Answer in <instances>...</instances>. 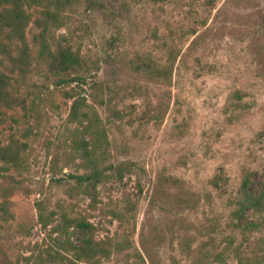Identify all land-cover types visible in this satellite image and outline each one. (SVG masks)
<instances>
[{
	"label": "rangeland",
	"instance_id": "obj_1",
	"mask_svg": "<svg viewBox=\"0 0 264 264\" xmlns=\"http://www.w3.org/2000/svg\"><path fill=\"white\" fill-rule=\"evenodd\" d=\"M97 1L52 30L86 62L85 83L58 85L34 62L18 93L30 109L0 123L5 144L25 145V169L0 174L19 185L0 220V264L55 252L73 264H264V212L238 205L245 174L253 193L264 183V0ZM36 32L29 25L27 39ZM138 58L170 60L169 82L133 72ZM71 93L99 115L108 162L125 168L97 185L93 205L68 178L83 173L70 147L80 128L68 120ZM37 202L53 212L47 227ZM62 214L90 223L109 255L87 263L59 251L83 237Z\"/></svg>",
	"mask_w": 264,
	"mask_h": 264
},
{
	"label": "trees",
	"instance_id": "obj_2",
	"mask_svg": "<svg viewBox=\"0 0 264 264\" xmlns=\"http://www.w3.org/2000/svg\"><path fill=\"white\" fill-rule=\"evenodd\" d=\"M86 5V10H97L101 6L97 0H0V123L4 122L6 111L20 108L27 112L29 104L25 97L20 96V86L31 73L34 62L47 66L49 72L57 77V84L69 82L85 83L81 73L86 62L65 42H52V30L65 25L63 13ZM37 30L27 39L26 30L29 25ZM131 69L152 82H169L172 74V63L167 60L157 64L150 59L138 58L132 63ZM95 71V70H94ZM72 76V77H71ZM65 77H71L70 79ZM72 99L68 120L79 125L75 137L71 140V150L81 159L82 174L68 175L82 191L90 196L91 204H95L96 187L107 178L121 180L124 176V163L114 165L109 160L108 141L99 115L89 106L81 93L67 94ZM32 104V102H31ZM24 144L11 140L5 144L0 139V174L20 172L25 169L21 153ZM18 182L13 178L8 185L0 183V220L7 222L11 218V196L18 189ZM239 208L248 207L264 212V183L256 192L252 191V179L249 173L242 178L238 199ZM37 218L43 227L49 225V216L45 213L42 202L36 203ZM67 228H76L83 235L79 246L64 243L59 251L71 252L73 259L91 262L98 257H107L110 253L103 243L95 240L93 226L81 218H70L62 214ZM64 255L55 252L46 257H38L37 264H73L66 262ZM3 264H13L6 256H2ZM19 264V263H16Z\"/></svg>",
	"mask_w": 264,
	"mask_h": 264
}]
</instances>
